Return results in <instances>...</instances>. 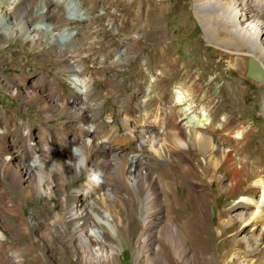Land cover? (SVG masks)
Masks as SVG:
<instances>
[{
	"label": "rangeland",
	"instance_id": "374dc122",
	"mask_svg": "<svg viewBox=\"0 0 264 264\" xmlns=\"http://www.w3.org/2000/svg\"><path fill=\"white\" fill-rule=\"evenodd\" d=\"M243 3L244 0H236V4L240 8H242ZM6 5L8 7L17 5V10L28 12L32 15L33 22H39L38 25L43 27V23L51 21L47 16L53 9V13L58 14V19L53 20L55 24L54 26L50 25V30L47 32L49 33L51 30L57 32L58 35H54V37L56 36L58 43H71L77 47V50L72 53L74 67L76 69L86 67L88 71L82 75L68 72L64 68L63 62L58 61L60 57L52 46L55 45L54 42H52L48 52H39L43 46L46 47L47 45L43 41L45 35L35 37V39H42L37 44L31 40L17 39L16 36L6 34L0 24V132L5 124L16 122L18 126L8 134L10 142L21 147L27 145L28 141L31 140L38 150L37 154L40 156L44 154L41 159L50 166V178L46 182V185L49 184V188L46 193L42 190H34L33 183L28 179L17 181V177L24 173L25 168L20 161H11L12 158L6 157L8 161L7 174L0 172V264H180L176 258L178 253L182 255L183 263L181 262V264H223L225 260L230 264H264V229L261 224L250 219L251 208L253 209V205L250 203L253 201L248 203L251 206L249 210H241L238 202L244 194L241 193L243 186L238 188V192L229 196V192L226 190L229 183L226 180L227 171L220 169L215 173L212 182L208 178L207 180L204 179L205 181L202 180L201 189L204 194L206 212L197 217H199L200 223L204 225L200 230H190L187 227L186 219L195 216V206L193 207L195 203L186 206L182 198L186 194L184 187H189L188 185L191 187V181L189 176H184L183 181L177 173L178 170H172L170 165L165 163L166 159H175L177 156L186 157L187 155L182 152L170 154L169 151L168 153L163 151L169 144L165 139L164 147L161 149L155 144V150L148 148L147 142L143 141L142 145L144 146L140 150L143 152L141 154L143 160L125 168L126 174L131 176L130 182L134 178H138L139 174H145L147 176L146 188L142 190L135 188V191L131 192L124 189L125 187L119 180L113 182L104 180L106 186L115 188V192L123 197L122 206L115 198H112L111 189L105 190L104 193L101 190L95 191L96 189L93 187L90 189L96 197L104 196L107 202L120 209L125 220L124 224L118 225L121 234L117 239L114 238L115 226L113 228L109 224L111 218L108 215L104 218L103 227L91 223V230L84 235L85 241L90 240L95 249L102 248L110 254V261L92 258L89 260L83 254V249L79 247V239L72 230L69 210L73 206L74 209L78 208V212L83 209L93 211L91 206H97L98 211H96L95 216L97 220H101V214L105 213V210L98 204L92 203L86 192L73 200L72 191L81 185H87L92 172L99 170L100 166L85 164L84 169L79 174L65 175L63 172L71 167V163L74 162H69L68 159L62 157L63 172L60 164L59 167L57 166L58 168L51 165V160L47 157V147H44L46 132L38 124L44 119L43 112L37 103L27 99L26 95L29 91L38 94L45 91L55 100H61L65 94L69 93V89H74L82 94L90 88L88 100L93 106H97V108L90 109V114L94 120L93 125L101 126V131L96 136L105 137L110 128L116 129L117 127H119L120 133L126 135L123 108L127 105V92L133 90L130 75L145 67V63L151 62L155 56L150 51L149 43H145L143 49L137 48L136 52L132 51L129 58L128 54L124 53L125 50L121 53L112 44L113 40L120 41L125 34L123 29H120L119 32L116 30V24L120 23L121 19L130 24L134 22L129 17L126 19L125 15V8L132 7V3L126 4L123 1L119 15L114 17L110 13L114 7L112 0H0L1 7L5 8ZM231 5L235 7L233 3ZM213 6L216 5L213 4ZM250 9L246 17L250 18L254 24L260 25L261 38L264 40V14L256 11L253 5ZM92 10L95 11L94 16L98 15L97 13H105L102 14V18L95 19L93 15L90 16L89 14ZM161 11L158 26L162 28V32L165 34L172 35L171 49L174 56L189 64L198 65L206 78L217 75L220 81L235 77H238L240 81L242 80L240 85L246 87L243 96L240 97L241 106L245 111L244 125L253 127L258 131L256 136L264 146V113L261 109L264 99L260 90L264 79L260 83H255L240 73L242 62L239 56L241 54L249 55V52L242 49L238 51V54L227 52L228 55L221 59L220 57H210L204 48V27L194 11L193 0H164ZM235 22L242 23L243 20L237 16L232 17V27H234L233 23ZM9 27L13 28L14 25ZM241 29V27H236V31L238 30L240 33ZM84 41L91 43V46L87 49L80 47L79 45ZM122 46L124 48V45ZM106 48L108 52L103 57L101 54ZM262 49L264 50V45ZM263 50L260 52L264 53ZM111 58L118 59L119 62L113 66H108ZM89 69L97 70L98 76L90 75ZM43 71H47V77H57L56 80L62 83L64 89H58L56 87L58 84L42 86L40 74ZM105 77L108 79L114 77L115 83L104 84L103 78ZM93 80L94 83L92 84ZM152 80L153 75L150 71L147 73V82L143 85L145 94L153 93ZM189 84L190 81L183 79L173 80L164 86L165 92L178 91L187 95ZM107 87L111 90L110 93L103 94ZM116 94L123 95L122 100L118 101L115 98ZM142 94L140 93L139 96ZM187 96L195 99L197 108L202 106V102L190 91ZM67 101L73 102L71 99ZM155 110L156 105L148 106L146 118L149 120L142 124L144 127L151 123ZM201 111L208 113L204 106ZM142 112L145 113L147 110L143 109ZM157 112L159 113V109ZM104 123L105 125H103ZM46 124L51 132L61 125L64 128L71 127L73 129H78L79 125L77 117L59 114L57 111L48 117ZM156 129H159L158 134H161L162 128L157 127ZM204 139V142L213 148L221 146L215 140L207 139L205 136ZM57 146L65 153L64 155L69 152L79 154L81 149L80 145L74 144L69 146L68 151L60 145ZM189 156L202 158V155L192 153ZM128 159L129 156L123 160ZM168 167L171 170H168ZM108 173L110 174L111 170ZM163 182L170 187L169 195L164 196L166 197L165 200L168 204L170 202L177 203L170 211L165 210L166 205L163 207L158 205L156 200L151 204L146 202L147 198L150 200L151 197L148 196V191L150 192L154 188V194L161 197L159 183ZM249 185H252L250 180L247 186ZM227 200H230L231 203L227 204ZM254 200L258 201V198L254 197ZM144 202L145 206H148V215L146 214V216L143 208ZM231 204L233 207L229 212L228 208ZM231 222H234L231 231L224 232L225 225H229ZM174 227L177 230L176 234L175 231H172ZM161 232L164 234V238L166 234L171 236L173 233L175 235L176 253L173 247L171 250L169 247L163 246L157 250L155 237ZM151 236L154 237L153 241H149L152 244L151 256L153 259L149 256L150 258L147 257V261H145L141 257L143 252L140 251L147 245L146 240ZM92 237L95 240H91ZM235 241H238V244L235 245L236 248L232 246ZM161 242L165 245L163 241ZM182 245H184L185 250L181 248ZM231 248L239 249V251L234 250L235 254H231ZM149 252L150 249L143 254L146 255ZM137 256L138 261H136Z\"/></svg>",
	"mask_w": 264,
	"mask_h": 264
},
{
	"label": "bare ground",
	"instance_id": "6f19581e",
	"mask_svg": "<svg viewBox=\"0 0 264 264\" xmlns=\"http://www.w3.org/2000/svg\"><path fill=\"white\" fill-rule=\"evenodd\" d=\"M123 1H125L126 4L132 3V7L128 8L126 6L125 15L126 19L129 17L133 19L134 22L130 24L128 21L125 22L121 19L120 23L116 24V30L119 32L120 29H123L125 30V34L120 41L113 40L112 44L115 48L119 49L121 53L125 50L124 53L128 54L127 56L129 58L132 51H135L137 48L143 49L144 44L149 43L151 48L150 51L155 56L151 62L145 63V67L137 71L135 70L136 72L130 75V82L133 90L127 92V105L123 108V113L125 114L124 125L127 129L126 135L120 133L119 127H117L116 129L110 128L105 137L96 136V134L101 131V126L93 125L94 120L93 116L90 114V109L94 107L97 108V106H93L90 103L91 101L88 100L90 88L86 89L82 94H79L74 89H69V93L67 95L65 94L61 100H55L45 91L39 92L40 94L29 91L26 95L27 99L36 102L37 106L43 112L42 115L44 119L38 124L42 126L46 132L44 147H47V157L51 160V165L59 167L60 164L62 166V157L68 159L69 162H74L73 164L71 163V167L67 168L64 172L62 166V172L63 174L65 173V175L74 173L79 174V172L84 169L85 164L100 166L99 170L92 172V176L87 182V185H81V187L75 188L72 191L73 200L86 192L88 199L92 203L98 204L99 207L105 210V213L101 214V220H97L95 217L96 211H98L97 206H91L93 211H87L82 208L83 210L78 212V208L74 209L73 206L69 210V220L72 230L79 239L77 240L79 242V247L83 249V254L89 260L92 258L110 261V254L106 253L102 248L95 249L90 240L85 241L84 235H86L87 231L91 230V223L92 225L103 227L104 218L108 215L111 218L109 224L113 228L115 226L116 233L114 238L117 239L121 234L118 225L124 224L125 219L120 209L115 208L112 203L107 202L106 197H96L90 189L93 187L96 189L95 191L101 190L103 193L105 190L111 189L113 192L112 198H115L119 205L122 206L124 202L123 197L115 192V188L106 186L104 180L107 179L112 182L114 180H119L122 186L125 187L124 189L131 192L135 191V188L138 190L146 188L147 176H145V174H139L138 171V178H134L135 180L133 179V181L130 182L129 178L131 176H128L125 172L127 166L138 164V162L143 160L141 157L143 152L140 151L144 146L142 145L143 141L147 142L146 146L148 148L155 150V144L161 147V149L164 147L165 139L169 144L163 151L167 153L169 151L170 154L182 152L187 155L186 157L177 156L175 159H166L165 163H167L168 166L170 165L172 170H178L177 173H179L182 180L184 176H189V180L191 181V187L190 185H188L189 187L183 186L186 188V194L182 198L186 206L189 204L192 205L193 202L195 203L193 204V207L195 206V216L186 219V225L190 230H200L204 225L200 223L201 221L199 217H197L204 215L206 212L204 194L201 189L202 180H207L208 178V180L212 182L215 173L220 169L228 173L226 180H228L229 183L226 190L229 192V196H231L232 193L238 192V188L243 186L241 193L244 194L241 196L238 205L241 210L246 211L251 208L250 204H252L253 209L251 208L250 219L261 224L264 229V146H262L261 141L256 136L258 131L253 129V127H246L244 125L245 111L241 106L240 97L243 96L246 87L244 88L240 85L242 80L240 81L238 77H235L220 81L217 75L206 78L200 71L201 68L198 65L189 64L173 55L171 49L172 35H168V33L165 34L162 32V28L158 26V19H160L164 0H112V6H114L110 12L112 17L119 15ZM193 1L194 11L204 27V48L207 50L210 57H220L221 59L228 55L226 54L227 52L238 54L239 50L246 49L249 55L254 56L262 64L261 66H263L264 69V53L260 52L263 50L262 46L264 45V40L261 38L262 31L260 25L254 24L250 18L248 19L246 17L252 5L256 8V11L264 14V0H244L242 8L236 4V0H226V2H223V0H207L205 2L202 0ZM232 3L235 7L231 5ZM213 4L216 6L214 7ZM16 6L17 5L8 7L6 5L5 8L0 6V24L6 34L16 36L17 39L24 38L27 41L31 40L37 44H39L42 39H35V37H37V35H45L46 37L43 41L45 44L47 43V45L46 47L43 46L39 52H48L51 49L50 46L52 42H54L55 45L52 46L60 57L58 61L63 62L64 68L68 72L82 75L88 71L86 67L82 69H76L74 67L72 53L77 50V47L71 43L60 44L56 41V36L54 37V35H58L57 32H53L52 30L49 33L47 32V30H50L49 26H54V21L58 19V14L53 13V9H51L49 16H47L51 21L43 23V27L38 25L39 22H33L32 15L24 10H17ZM94 12L95 11L92 10L89 14L90 16L93 15L95 19L102 18V14L105 13H97L98 15L94 16ZM235 16L243 20V22H235L233 23L234 27H232V17ZM251 18L254 17L251 16ZM154 20L155 23H153ZM229 20H231L230 23ZM12 24L14 27H9L10 25L12 26ZM236 27L242 28L241 33L238 30L236 31ZM122 45H124V48ZM79 46L87 49L91 46V43L84 41ZM107 52L108 49L106 48L101 56L105 57ZM234 58L236 59V57ZM117 62H119L118 59L111 58L108 66H113ZM150 71L153 75L151 83L154 91L152 94H145L143 92V85L147 82V73ZM89 72L92 76H98V71L95 69H89ZM46 74L47 71H43L40 74L42 86L46 84H49V86L53 84L55 86L58 84L56 85L58 89H64L62 83L56 80L57 77L50 78L47 77ZM180 79L190 81L189 88H187L188 93L190 91L191 94L196 95L198 100L202 102V106L197 108L195 99L187 96L188 93L184 95V93L181 94V92L178 91L165 92L164 86L173 80ZM103 80L106 85L115 83L114 77L111 79L105 77ZM93 83L94 80L92 81V84ZM260 90L264 99V83L261 84ZM110 91L111 90L107 87L103 94L110 93ZM140 93L143 94L139 96ZM115 98L120 101L123 95L116 94ZM69 99L73 100V102L70 103L67 101ZM151 105H156L155 114L151 119V123L146 124L144 127L142 124L146 123V120H149V118L147 119L146 117L148 115V106ZM203 106L207 108L208 113L201 111ZM143 109L147 110V112L143 113ZM158 109L159 113L157 112ZM261 109L264 113V104L261 106ZM56 111L59 114L77 117L79 124L78 129H73L71 127L64 128L61 125L58 126V129L51 132L46 121L48 117L56 113ZM103 125H105V123ZM17 126L18 124L16 122L5 124L0 132V172L7 174L8 161L6 157L12 158L11 161L18 160L23 164L25 171L23 174H20V177L18 176L19 179L17 177V181L20 179H28L33 183L34 190H42L47 193L49 184L46 185V182H48L50 178V166L45 164L41 159L44 154L43 156L37 154L38 150L31 140L28 141L27 145L21 147L10 142L8 134ZM92 126L94 127L91 130ZM157 127L162 128L161 134H158L159 129H156ZM204 136L207 139L209 138L219 142L222 147L219 146L218 149L217 147L213 148V146H209L204 142ZM71 144L81 146L79 154L69 152L64 155L65 153L57 146L60 145L68 151ZM208 149H210L209 152ZM190 153L202 155V158H192L189 156ZM127 156H129V159L123 160ZM169 169L168 167V170ZM110 170L111 173L109 174L108 171ZM249 180L252 182V185L247 186ZM159 184L161 186V197L154 194V188V190L148 191V196L151 197L150 200L147 198L146 202L151 204L156 200L158 201V205H161V207L166 205L164 207L165 210L170 211L177 203L170 202L168 204L165 199L169 195L170 187L164 182ZM254 197H257L258 201L254 200ZM251 200L253 202H251ZM230 203L231 201L227 200V204ZM232 207L233 204L229 205V212ZM143 208L146 216L148 213V206H145V202ZM226 225L224 232H228L231 226H234V222ZM172 231H175V234L177 232L175 227L174 229L172 228ZM103 232L105 233L106 231L104 230ZM174 237L175 235L173 233L171 236L170 234H166L165 238L162 232L159 233L155 237L157 250L163 246L169 247L171 250L173 247L176 253L177 250ZM153 239V236L148 237L146 240L147 245L140 251L145 253L150 249L149 254H141L142 259L145 261H147L146 259L149 256L153 259V256H151L152 244L149 242L150 240L153 241ZM91 240H95V238L92 237ZM161 241H163L165 245L162 244ZM236 244H238V241H235L232 246ZM101 246L103 245L101 244ZM181 248L184 249V245H182ZM235 248H231V254H235L234 250L239 251V249ZM255 255L259 256L258 254ZM181 256L182 255L178 253L176 257L180 264L182 262ZM136 261H138V256L136 257ZM223 264H230V262L225 260Z\"/></svg>",
	"mask_w": 264,
	"mask_h": 264
},
{
	"label": "water",
	"instance_id": "95a60500",
	"mask_svg": "<svg viewBox=\"0 0 264 264\" xmlns=\"http://www.w3.org/2000/svg\"><path fill=\"white\" fill-rule=\"evenodd\" d=\"M242 62L241 74L248 77L255 83H260L264 79V69L260 62L252 55L241 54Z\"/></svg>",
	"mask_w": 264,
	"mask_h": 264
}]
</instances>
